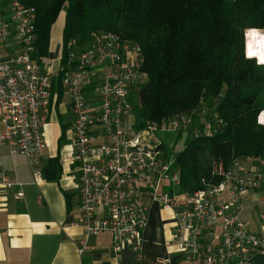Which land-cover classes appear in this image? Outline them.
I'll return each instance as SVG.
<instances>
[{
	"label": "built area",
	"instance_id": "2783aa9c",
	"mask_svg": "<svg viewBox=\"0 0 264 264\" xmlns=\"http://www.w3.org/2000/svg\"><path fill=\"white\" fill-rule=\"evenodd\" d=\"M35 23L34 6L0 2V149L25 157L33 182L39 183L43 129L55 93L53 73L35 55ZM67 48L66 62L59 61L54 73H61L72 114L74 224L84 229L78 254L89 237L109 235L114 254L128 248L138 257L149 210L141 195L147 193L172 212L175 264H252L264 251V212L256 220L257 230L252 229L243 215V198L252 190L264 191V156L235 158L228 168L213 160L211 176L220 179L203 177L201 188L183 190L174 150L167 152L162 141L148 137L157 130L184 131L188 116H173L159 128L136 129L133 123L136 91L147 78L140 45L97 29L86 43L72 39ZM17 184L0 157V190ZM22 196L18 190L15 197ZM259 203L264 204V195Z\"/></svg>",
	"mask_w": 264,
	"mask_h": 264
},
{
	"label": "trees",
	"instance_id": "16d2710c",
	"mask_svg": "<svg viewBox=\"0 0 264 264\" xmlns=\"http://www.w3.org/2000/svg\"><path fill=\"white\" fill-rule=\"evenodd\" d=\"M18 1L36 9L35 55L42 65H48L61 15L62 65L68 42L84 44L97 29L140 45L147 78L136 91L133 123L136 129L159 128L173 116H188L189 128L183 137L177 133L181 148L173 149L183 190L201 188L203 177L218 181L210 173L213 160L228 168L235 158L264 156V123L257 121L264 110V62L244 54L245 29L264 30V0ZM60 80L61 73L51 79L57 96ZM208 109L210 132H204L198 114ZM59 168L57 156L47 158L43 177L56 179Z\"/></svg>",
	"mask_w": 264,
	"mask_h": 264
},
{
	"label": "crops",
	"instance_id": "0c3cea01",
	"mask_svg": "<svg viewBox=\"0 0 264 264\" xmlns=\"http://www.w3.org/2000/svg\"><path fill=\"white\" fill-rule=\"evenodd\" d=\"M61 28L62 23L56 28L58 47L54 50L50 48L46 66L53 73L52 77L57 75L54 72L60 61ZM71 119L69 98L62 87L60 95L55 93L52 100L43 129L45 147L40 155L43 162L49 157L59 158L60 168L56 179L43 177L42 181L34 183L28 160L21 155H10L7 147L0 149L5 169L18 183L0 190V264H175L178 253L171 235L172 212L162 208L147 193L141 195L149 210L138 257L128 248L114 254L109 235L89 237L87 248L78 254V241L84 237V229L74 224L77 217L74 207L77 180L76 172L69 164ZM164 132L175 134L173 142L168 145L172 150L177 133ZM18 190L23 193L21 198L15 197ZM249 204L244 205V217L258 208V204ZM258 215L256 213V217ZM245 218L253 221L251 217ZM252 264H264V251Z\"/></svg>",
	"mask_w": 264,
	"mask_h": 264
},
{
	"label": "rangeland",
	"instance_id": "374dc122",
	"mask_svg": "<svg viewBox=\"0 0 264 264\" xmlns=\"http://www.w3.org/2000/svg\"><path fill=\"white\" fill-rule=\"evenodd\" d=\"M61 23H62V15H61V17H60V19L57 21V23L55 24V26H54V29H53V36H54V43H53V45H52V47H51V49L52 50H54V48L55 47H58V42H59V39H58V36H57V34H56V28H58V27H60V25H61ZM249 29V28H248ZM248 29H245V32H244V46H246L245 48V50H244V54H245V52H246V54H247V56L249 57V56H252L253 54H251L250 53V51H249V46H248V44H249V36H248ZM251 29V28H250ZM260 29V28H259ZM258 30V29H257ZM259 31H261L262 33H264V30H259ZM245 35H246V37H245ZM58 40H57V39ZM55 41H57V43H55ZM246 54H245V56H246ZM52 56H53V58H54V55H51V58H52ZM246 56V57H247ZM254 56V55H253ZM256 56V55H255ZM257 57V56H256ZM258 58V57H257ZM256 59V58H255ZM259 60V59H258ZM261 61V60H260ZM262 111H264V110H262ZM261 111V112H262ZM260 112V113H261ZM260 113L258 114V116H257V121H258V117H259V115H260ZM211 114V111L208 109V110H204V111H202V112H200L199 114H198V116H199V122H206L204 125H203V127L205 128L204 129V132H206L207 131V129L210 127L209 125H207V124H210L207 120H209V119H207V117L209 116ZM201 124V123H200ZM203 124V123H202ZM208 127V128H207ZM188 128H189V125H188ZM189 131H191V130H189ZM183 132V131H182ZM181 132V137H183V135L185 134L184 132L182 133ZM188 132V131H187ZM191 132H195V131H191ZM181 137H180V139H177V137H176V140H175V143L172 145V148L174 149V150H179L180 148H181V145H182V140H181ZM149 138V140L150 141H152V142H157V141H162L163 142V144H164V148L166 149V151L168 152V151H170V147L168 146L169 145V143H171V142H173L172 140H174V138H175V134L172 132V133H167V132H164L163 130H157V131H152L151 132V136H149L148 137ZM201 159H202V161L203 162H205V163H207L208 161H209V156L207 155V154H202L201 155ZM251 164H254L255 165V162H252ZM262 195H264V191H262L261 189H257V190H252V191H250L248 194H247V196L244 198V205L246 206V203L248 202V203H250V204H258V208H255V210H251V211H249V213L245 216V217H251V218H253L252 220V222H251V227H252V229H254V230H257V224H256V218H258V217H256V213L257 214H261L262 212H264V204H260L259 203V200H260V198L262 197ZM249 204V205H250ZM258 215V216H259Z\"/></svg>",
	"mask_w": 264,
	"mask_h": 264
},
{
	"label": "bare ground",
	"instance_id": "6f19581e",
	"mask_svg": "<svg viewBox=\"0 0 264 264\" xmlns=\"http://www.w3.org/2000/svg\"><path fill=\"white\" fill-rule=\"evenodd\" d=\"M248 36L250 53L254 56L256 55L259 61L264 62V33L255 28H251L248 30ZM258 118L259 122L264 123V111L260 113Z\"/></svg>",
	"mask_w": 264,
	"mask_h": 264
},
{
	"label": "clouds",
	"instance_id": "9594fccd",
	"mask_svg": "<svg viewBox=\"0 0 264 264\" xmlns=\"http://www.w3.org/2000/svg\"><path fill=\"white\" fill-rule=\"evenodd\" d=\"M254 58V57H253Z\"/></svg>",
	"mask_w": 264,
	"mask_h": 264
}]
</instances>
